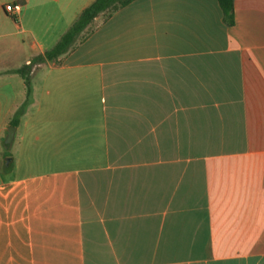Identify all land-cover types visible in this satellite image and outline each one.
<instances>
[{"label": "crops", "instance_id": "crops-1", "mask_svg": "<svg viewBox=\"0 0 264 264\" xmlns=\"http://www.w3.org/2000/svg\"><path fill=\"white\" fill-rule=\"evenodd\" d=\"M94 1L0 0V264H264V0H134L39 61Z\"/></svg>", "mask_w": 264, "mask_h": 264}, {"label": "trees", "instance_id": "trees-1", "mask_svg": "<svg viewBox=\"0 0 264 264\" xmlns=\"http://www.w3.org/2000/svg\"><path fill=\"white\" fill-rule=\"evenodd\" d=\"M134 0H95L89 7L84 9L72 24L69 30L62 36L59 42L47 51L39 61H56L60 62V58L73 50L76 45L88 38L96 29V21L101 19L103 22L110 19L114 14L128 6ZM234 1L235 0H218L219 5L224 13L225 21L232 25L234 23ZM25 76L26 84L30 87L29 78ZM18 111L14 120V125L18 122V117L21 114Z\"/></svg>", "mask_w": 264, "mask_h": 264}, {"label": "built area", "instance_id": "built-area-1", "mask_svg": "<svg viewBox=\"0 0 264 264\" xmlns=\"http://www.w3.org/2000/svg\"><path fill=\"white\" fill-rule=\"evenodd\" d=\"M4 10L10 15H18L22 10V5L19 3L8 4L5 6Z\"/></svg>", "mask_w": 264, "mask_h": 264}, {"label": "water", "instance_id": "water-1", "mask_svg": "<svg viewBox=\"0 0 264 264\" xmlns=\"http://www.w3.org/2000/svg\"><path fill=\"white\" fill-rule=\"evenodd\" d=\"M14 133H15V128L14 127H10L8 129V136H7V140H6L7 143H10L13 140Z\"/></svg>", "mask_w": 264, "mask_h": 264}]
</instances>
